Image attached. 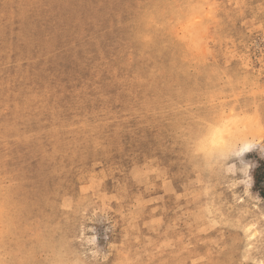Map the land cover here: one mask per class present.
Wrapping results in <instances>:
<instances>
[{
	"label": "rangeland",
	"instance_id": "374dc122",
	"mask_svg": "<svg viewBox=\"0 0 264 264\" xmlns=\"http://www.w3.org/2000/svg\"><path fill=\"white\" fill-rule=\"evenodd\" d=\"M11 263L264 264V0H0Z\"/></svg>",
	"mask_w": 264,
	"mask_h": 264
},
{
	"label": "bare ground",
	"instance_id": "6f19581e",
	"mask_svg": "<svg viewBox=\"0 0 264 264\" xmlns=\"http://www.w3.org/2000/svg\"><path fill=\"white\" fill-rule=\"evenodd\" d=\"M198 125V124H197ZM196 125V126H197ZM202 125V124H201ZM193 127H194V125H193ZM189 128V127H188ZM191 128V127H190ZM203 128V127H202ZM202 130V129H201ZM188 131V130H187ZM195 131H196V129H195ZM191 133V132H190ZM195 134V133H194ZM221 134V133H220ZM191 135H193V134H191ZM221 135H223V134H221ZM224 136V135H223ZM230 138V137H229ZM231 140H232V138H231ZM221 143H222V139L220 138V136L218 135V134H216V133H210L209 134V138L207 139V141H206V143H205V146H204V150H207V149H211V148H214V147H216V146H221ZM218 147H216V148H218ZM243 151H244V148H243V150H242V153H243ZM248 152H250V151H248ZM248 152H246V153H248ZM241 153V154H242ZM243 154H245V153H243ZM166 183V182H165ZM162 185V184H161ZM167 186V185H166ZM165 186V190L166 189H169V186H170V184L166 187ZM163 190V189H162ZM18 195V194H17ZM16 195V196H17ZM15 196V195H14ZM18 198V197H17ZM43 198H44V203H45V205H47L48 206V204L50 203V199L49 198H47V195L44 193V196H43ZM168 201H170V200H168ZM16 202V201H15ZM18 202V201H17ZM20 202V201H19ZM22 202V201H21ZM28 203V202H27ZM172 201L170 202V204L167 206V205H164V206H162L161 207V209L163 208V209H165V208H169L170 206H172ZM168 204V203H167ZM21 205H22V203H21ZM23 206V205H22ZM23 208V207H22ZM162 209V210H163ZM171 209V208H170ZM24 210H26V209H24ZM29 210V209H28ZM161 211V210H160ZM164 211V210H163ZM162 211V212H163ZM49 212H50V210H49ZM21 213V212H20ZM168 216V215H167ZM16 218H18V217H16ZM31 220V219H30ZM29 221V220H28ZM162 221H164V219H162ZM18 223V222H17ZM47 223H48V225L45 223V226L47 227V228H49L47 231H46V233L44 234V235H42L39 239H40V241H43L44 243H49V246H50V244H53L58 250L60 249V247H62V240H61V237H62V234H61V232H60V230L59 229H54L53 227H52V224H55L56 222H54V215H53V211L51 212V215L49 216V220L47 219ZM13 224V223H12ZM14 224H16V223H14ZM15 228V227H14ZM56 228V227H55ZM12 231V230H11ZM23 232V231H22ZM25 232V231H24ZM29 234V233H28ZM143 235V234H142ZM17 236V235H16ZM24 237V236H23ZM143 237V236H142ZM17 238H18V236H17ZM18 240V239H17ZM138 240H139V238H138ZM124 241V240H123ZM42 243V242H41ZM45 246V245H44ZM47 246V245H46ZM55 249V248H54ZM18 255V254H17ZM200 255V254H199ZM14 256V255H13ZM15 257V256H14ZM58 258V257H57ZM165 260V259H164ZM12 264V263H11Z\"/></svg>",
	"mask_w": 264,
	"mask_h": 264
},
{
	"label": "clouds",
	"instance_id": "9594fccd",
	"mask_svg": "<svg viewBox=\"0 0 264 264\" xmlns=\"http://www.w3.org/2000/svg\"><path fill=\"white\" fill-rule=\"evenodd\" d=\"M254 147H255V145L252 144L251 142L247 143V144L245 145V147H244V151H243V153H246V152L252 150ZM243 153H242V154H243ZM94 255H95L97 258H99V257L102 255V253L97 249V251L94 253ZM104 259H105V260L107 259V256H106V255L104 256Z\"/></svg>",
	"mask_w": 264,
	"mask_h": 264
}]
</instances>
